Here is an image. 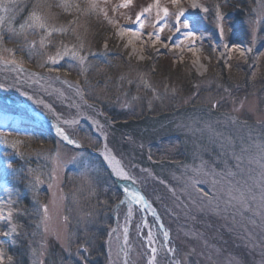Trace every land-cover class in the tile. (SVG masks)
Listing matches in <instances>:
<instances>
[{"label":"rangeland","instance_id":"374dc122","mask_svg":"<svg viewBox=\"0 0 264 264\" xmlns=\"http://www.w3.org/2000/svg\"><path fill=\"white\" fill-rule=\"evenodd\" d=\"M0 89V264H264V0H0Z\"/></svg>","mask_w":264,"mask_h":264},{"label":"bare ground","instance_id":"6f19581e","mask_svg":"<svg viewBox=\"0 0 264 264\" xmlns=\"http://www.w3.org/2000/svg\"><path fill=\"white\" fill-rule=\"evenodd\" d=\"M0 100L6 105H13L28 115H31L36 120L41 122L51 131H54L62 140L69 142L67 136L59 134L58 128L61 127L59 122L52 119L47 114L36 112L35 106L25 96H18L12 92L0 89ZM69 135V134H68ZM70 136V135H69ZM71 137V136H70ZM107 167L111 170L114 177L119 182V189L123 192V199L120 205L126 206L129 216H132L137 208L142 210L145 216V222H148L149 216L157 214L153 204L146 198L142 192L141 186L130 175H127L122 165L111 153L101 152ZM135 194V195H134Z\"/></svg>","mask_w":264,"mask_h":264},{"label":"water","instance_id":"95a60500","mask_svg":"<svg viewBox=\"0 0 264 264\" xmlns=\"http://www.w3.org/2000/svg\"><path fill=\"white\" fill-rule=\"evenodd\" d=\"M58 132H59V134H63V136L65 135H67L61 128H58ZM72 142V141H71Z\"/></svg>","mask_w":264,"mask_h":264},{"label":"snow or ice","instance_id":"6c2138e0","mask_svg":"<svg viewBox=\"0 0 264 264\" xmlns=\"http://www.w3.org/2000/svg\"><path fill=\"white\" fill-rule=\"evenodd\" d=\"M165 11H167V9H165ZM38 19V18H37ZM185 23V27H187V21L184 22ZM188 35H192L191 32L188 33ZM135 195V194H134ZM165 235H167V233H165Z\"/></svg>","mask_w":264,"mask_h":264}]
</instances>
